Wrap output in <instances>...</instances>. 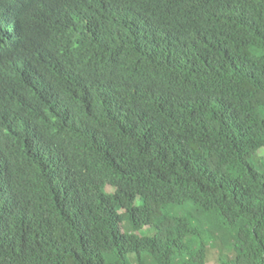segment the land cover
Returning a JSON list of instances; mask_svg holds the SVG:
<instances>
[{"label": "trees", "instance_id": "16d2710c", "mask_svg": "<svg viewBox=\"0 0 264 264\" xmlns=\"http://www.w3.org/2000/svg\"><path fill=\"white\" fill-rule=\"evenodd\" d=\"M41 3L0 63V264H264V0Z\"/></svg>", "mask_w": 264, "mask_h": 264}, {"label": "clouds", "instance_id": "9594fccd", "mask_svg": "<svg viewBox=\"0 0 264 264\" xmlns=\"http://www.w3.org/2000/svg\"><path fill=\"white\" fill-rule=\"evenodd\" d=\"M41 2L42 0H0V63L13 61L18 53L25 51L24 28H28L26 24L29 22L31 14L39 16L45 11ZM66 14L68 19L76 25H79L80 20L89 25L87 33L89 39L102 37L110 47L122 46L125 43L123 28L111 17L96 16L90 17L89 20L76 15L74 18L79 20L73 21L71 20L73 12L70 5L66 7ZM12 28L14 32L8 33V30ZM48 85L52 90L57 87L52 80L48 81ZM2 186L11 189L3 184Z\"/></svg>", "mask_w": 264, "mask_h": 264}]
</instances>
